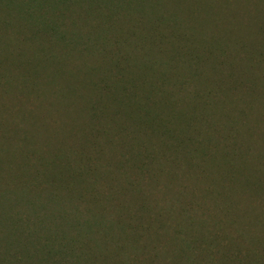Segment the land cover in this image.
I'll return each mask as SVG.
<instances>
[{
  "label": "rangeland",
  "instance_id": "374dc122",
  "mask_svg": "<svg viewBox=\"0 0 264 264\" xmlns=\"http://www.w3.org/2000/svg\"><path fill=\"white\" fill-rule=\"evenodd\" d=\"M159 1L0 0V264H264V0Z\"/></svg>",
  "mask_w": 264,
  "mask_h": 264
},
{
  "label": "trees",
  "instance_id": "16d2710c",
  "mask_svg": "<svg viewBox=\"0 0 264 264\" xmlns=\"http://www.w3.org/2000/svg\"><path fill=\"white\" fill-rule=\"evenodd\" d=\"M13 1L15 4V2L19 1V0H13ZM20 1L23 3V5L27 6L28 11L32 12V18L33 19L45 18L46 15L40 16V17H38L37 15H39L41 12H44L46 10L50 14H52V11H54V12L62 11V14L65 15V18H68V17H70V13L73 12V9L75 10V9L83 8V11H85L88 14H93L95 12H107V13L112 15L114 11L120 10L121 8H124V7H127L129 9H140V11H142V10L144 11L145 9L148 10L149 9L148 6H150L152 8V10L154 11V16H155L153 19L150 20V22H152V24H154L155 22L158 21V22H161L163 25L164 24L167 25L170 28H172L174 26L177 27L180 24L183 25V21L180 18V16L177 14V10H171L169 14H167L166 11H164V12L161 11V8L163 10H164V8L162 6V3L159 0H20ZM51 8H53V10ZM129 12H130V10H129ZM192 13H193V11H192ZM101 14H104V13H101ZM58 20L60 21L59 17L56 19H53L52 23H49L48 25L51 27L50 28L51 32L54 33V32L61 31L62 38H64L65 29H64V27H62V25L59 23ZM189 26H190V24H189ZM192 29L194 30V27ZM178 34L180 36L186 38V39L191 38V33L189 34L185 31L184 32L180 31V32H178ZM203 47L204 46H201L198 49H202ZM217 47H218V51L216 54H217V56H219V58L222 55H227L228 53H230L229 50H230L231 44L227 40L223 39V41H222L221 39H218ZM245 48H246V50L249 49L248 52H250V53H255V52L256 53L257 52L263 53L264 52L261 49V46L258 44L255 46L253 45L251 48H249L248 46L245 45ZM192 49H193L192 53H196V55H199L196 47L193 46ZM207 50H208V52H210V49L208 47H207ZM146 62H147V64L153 65L152 63H150L151 61L148 59H146ZM222 62H224V61H221V63ZM255 66H257V64L255 63L254 59H249L247 61V64H246V62L244 64L245 68L248 67L247 69H250L251 67H255ZM237 73L242 74V76H244L242 71H239ZM150 85L154 91L160 92L159 87H162V85H160L159 80H157L156 78H152L150 80ZM163 103H168V102L163 101ZM154 104H156V103H154ZM139 110H140V113H143L146 117H148L147 119H149L150 121H156L155 117H153L151 115V112H154V113L156 112L155 110L145 108L143 106H139ZM159 122H161V121H159ZM200 140L201 139H199L196 142H200ZM203 142H205V141H203ZM247 249H248V255H247L248 258H251V261L255 258V260L253 262L254 264L261 263L257 260V257H256V255L258 256L261 254L260 253L261 250H258L259 249L258 247L255 248V246L247 247ZM249 261L247 263H249ZM241 264H244V263H241Z\"/></svg>",
  "mask_w": 264,
  "mask_h": 264
}]
</instances>
